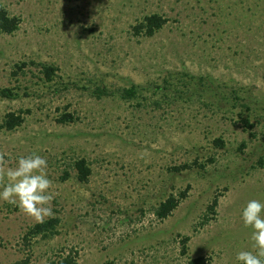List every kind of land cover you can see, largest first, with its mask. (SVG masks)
Returning <instances> with one entry per match:
<instances>
[{
  "label": "rangeland",
  "instance_id": "1",
  "mask_svg": "<svg viewBox=\"0 0 264 264\" xmlns=\"http://www.w3.org/2000/svg\"><path fill=\"white\" fill-rule=\"evenodd\" d=\"M0 7L19 19L14 32H0V175L20 155L45 157L58 219L51 235L27 242L39 222L0 201V264H53L70 250L76 264H187L199 256L235 264L237 251L252 250L240 210L264 202V0ZM152 14L166 23L151 37L135 35L133 26ZM130 88L136 94L127 98ZM11 112L23 122L6 130ZM63 113L75 120L57 122ZM78 159L90 169L86 181ZM183 191L158 219L159 203Z\"/></svg>",
  "mask_w": 264,
  "mask_h": 264
},
{
  "label": "clouds",
  "instance_id": "2",
  "mask_svg": "<svg viewBox=\"0 0 264 264\" xmlns=\"http://www.w3.org/2000/svg\"><path fill=\"white\" fill-rule=\"evenodd\" d=\"M5 163L4 155L0 154V166ZM47 166V159L36 152L16 157L15 165L0 175V201L37 222L54 217L51 203L54 194L50 191L53 181L48 177ZM240 219L250 229L252 250L237 251L235 264H264V202L249 200L240 210Z\"/></svg>",
  "mask_w": 264,
  "mask_h": 264
},
{
  "label": "trees",
  "instance_id": "3",
  "mask_svg": "<svg viewBox=\"0 0 264 264\" xmlns=\"http://www.w3.org/2000/svg\"><path fill=\"white\" fill-rule=\"evenodd\" d=\"M166 23V19L160 15L152 14L146 16L140 23L133 26V32L135 35H143L147 37L153 36L158 30L162 28V26ZM19 24V19L15 16H10L7 11L0 7V32L10 34L14 32ZM44 72L47 78H51L53 73L52 69L44 68ZM124 96L127 98L134 97L136 92L134 88L125 89L123 91ZM2 96L4 97H13L14 94L11 93L10 90H2ZM75 120V118L70 113H63L57 122L60 123H71ZM23 122V117L20 113L15 114L14 112L7 113L4 117V120L1 124V127L6 130H13L14 128L20 126ZM243 123L247 126H250L248 120H243ZM215 143L222 145V140L220 138L215 140ZM74 166L78 172V178L81 181H86L90 174V169L84 159H78L74 162ZM185 168V166L180 167ZM180 168H176L175 170H181ZM185 198V191L179 193L178 195H169L164 201L159 203L157 208L155 209V215L158 219H164L171 214L173 210L177 208L181 200ZM217 204V198L215 197L208 206V211L212 212V209ZM58 224L57 217H52L44 220V222H39L30 227L26 233L24 234V240L28 242V239L36 237V236H43L48 237L51 235L56 226ZM188 238L182 239V253L185 252V243L187 242ZM77 252L75 250H70L67 253H60L57 259L54 261L53 264H76ZM208 259L202 256L190 259L187 264H207ZM15 264H25V262H16Z\"/></svg>",
  "mask_w": 264,
  "mask_h": 264
}]
</instances>
